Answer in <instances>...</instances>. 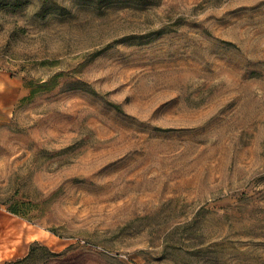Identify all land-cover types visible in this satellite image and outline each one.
<instances>
[{
  "label": "rangeland",
  "instance_id": "1",
  "mask_svg": "<svg viewBox=\"0 0 264 264\" xmlns=\"http://www.w3.org/2000/svg\"><path fill=\"white\" fill-rule=\"evenodd\" d=\"M111 3L0 7V264H264V0Z\"/></svg>",
  "mask_w": 264,
  "mask_h": 264
},
{
  "label": "trees",
  "instance_id": "2",
  "mask_svg": "<svg viewBox=\"0 0 264 264\" xmlns=\"http://www.w3.org/2000/svg\"><path fill=\"white\" fill-rule=\"evenodd\" d=\"M68 3H65L63 0H0V7L12 9H19L26 4L31 2L35 3V12L34 15L39 16L40 18H46L48 16L54 15L59 18H65L73 13L75 7H85V6H94L95 12L102 11L105 6H110L112 0H65ZM48 84V82H46ZM23 203H13L8 206V210L16 215L26 216V212L23 211ZM37 246H41L47 253L46 258H52L58 256L60 253H57L50 249L47 245L42 244L40 241L36 240L31 243L29 247V253L26 257L29 258L35 253ZM17 263V262H16ZM10 264V263H8ZM15 264V263H13Z\"/></svg>",
  "mask_w": 264,
  "mask_h": 264
}]
</instances>
